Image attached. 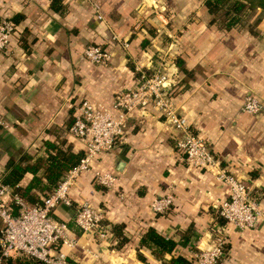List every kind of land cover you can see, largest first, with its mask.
Returning <instances> with one entry per match:
<instances>
[{
	"label": "crops",
	"instance_id": "crops-1",
	"mask_svg": "<svg viewBox=\"0 0 264 264\" xmlns=\"http://www.w3.org/2000/svg\"><path fill=\"white\" fill-rule=\"evenodd\" d=\"M157 3L161 13L155 9L152 14L151 5ZM167 7L176 10L168 17L163 14ZM260 10L249 13L248 22L241 18L226 27L217 18L211 21L206 6L197 0H64L63 12L54 11L50 0H0V18H16L14 32L0 50V170L10 156L39 151L42 141L54 139L55 132L74 151L83 150L81 139L67 130L74 105L87 98L110 107L118 90L135 85L136 65L151 69L160 53H168L175 107L206 140L221 167L244 181L264 208V111L240 110L248 92L264 103V11L254 23ZM145 37L149 42L142 46ZM92 43L110 49V59L88 61L83 50ZM175 56L183 59L192 77L186 78ZM179 136L151 104L128 114L125 138L96 155L91 169L79 175L69 188L72 204L60 203L54 209L57 219L69 221L77 202L89 201L108 224L102 238L82 232L73 220L67 222L74 244L62 249L70 261L167 264L139 246L140 234L152 226L176 241L174 253L192 258L222 233L221 264H264V219L240 229L220 216L228 185L216 179L213 165L187 166L177 145ZM96 169L111 171L114 184L98 183ZM29 177L26 173L21 184ZM166 191L174 195L170 208L154 213L151 201ZM116 225L122 226L125 237L119 244L111 230Z\"/></svg>",
	"mask_w": 264,
	"mask_h": 264
},
{
	"label": "built area",
	"instance_id": "built-area-1",
	"mask_svg": "<svg viewBox=\"0 0 264 264\" xmlns=\"http://www.w3.org/2000/svg\"><path fill=\"white\" fill-rule=\"evenodd\" d=\"M98 17H102L101 14ZM14 29L15 24L10 19L0 18V50L7 46ZM83 54L91 63L100 64L110 59L111 50L92 43L84 47ZM135 67L138 72L135 85L118 90L110 107L87 98L74 105L73 120L67 130L81 139L83 153L77 164L66 171L60 183L43 196L40 203L30 204L12 194L10 187L2 182L0 174V262L6 256L30 255L48 264H75L62 249L64 244L73 245L74 238L68 234L67 222L54 216V209L60 203L72 204L69 188L83 171L91 169L96 155L111 149L117 140L125 138L128 114L147 104L161 110L170 124L180 131L177 145L187 166L217 167L216 179L229 187L228 196L219 205L220 216L240 229L252 226L258 218L264 219V208L250 196L246 183L221 167L206 140L190 128L187 118L175 107L170 94L175 79L166 62H159L150 72L140 65ZM240 110L258 114L264 111V103L248 92L244 95ZM94 179L104 186H110L116 177L111 171L96 169ZM173 196L171 191L157 195L150 203L151 210L154 213L166 212ZM12 202L17 205L16 212L11 206ZM73 221L82 232L94 233L102 238L107 235L108 224L103 221L102 211L89 201L77 202ZM224 250L225 237L218 233L210 246L199 247L194 252L191 264H221Z\"/></svg>",
	"mask_w": 264,
	"mask_h": 264
},
{
	"label": "trees",
	"instance_id": "trees-1",
	"mask_svg": "<svg viewBox=\"0 0 264 264\" xmlns=\"http://www.w3.org/2000/svg\"><path fill=\"white\" fill-rule=\"evenodd\" d=\"M202 3L212 15L211 21L217 18L226 27H231L238 23L242 15L251 8L261 9L254 20V23H257L260 19L261 12L264 11V0H202ZM50 7L54 11L63 12L64 0H50ZM13 20L16 21V18L13 17ZM13 20L11 21L13 22ZM150 33L153 35L154 32L150 31ZM148 42L149 39L145 37L142 40V46H145ZM173 61L184 72L186 78L192 77L190 69L185 66L181 57L175 56ZM146 71L150 72L151 69H147ZM72 120L73 116L69 118L68 126ZM54 134V139H44L42 141L39 151H24L17 158L12 156L8 157L4 168L0 170L2 182L10 187L11 193L20 196L30 204L40 203L42 197L49 194L60 183L66 171L77 164L83 153V150L74 151L69 144L65 143L66 140L61 133L55 132ZM26 173H29L30 177L25 184H21V180ZM11 206L16 212L17 205L12 202ZM72 220L66 222L70 224ZM103 221L105 222L104 219ZM1 228L2 220L0 219V237L2 235ZM121 228V225L111 227V230L119 238L118 244L125 239L121 233ZM183 237V240L187 241L189 234ZM138 242L140 247L148 248L157 258L161 260L165 259L167 264L192 263L191 257H187L181 253H174L173 250L176 246V241L173 238L163 235L152 226L140 234ZM137 254L139 258L145 259L139 251ZM167 254H169V257H166ZM0 264L48 263L35 256L16 255L4 257Z\"/></svg>",
	"mask_w": 264,
	"mask_h": 264
},
{
	"label": "rangeland",
	"instance_id": "rangeland-1",
	"mask_svg": "<svg viewBox=\"0 0 264 264\" xmlns=\"http://www.w3.org/2000/svg\"><path fill=\"white\" fill-rule=\"evenodd\" d=\"M201 2L202 0H197V2ZM151 7H152V9L154 10L153 11V13L152 14H155V9H158V11L160 12V4H158L157 3V6L155 7L154 5H151ZM256 9H254V8H251V9H249V10H247L245 13H244V15L242 16V18H243V21H247L248 20V14L249 13H253L254 11H255ZM173 11H176L175 9H169L168 7L167 8H165L164 10H163V14H164V16H167L168 17V13L169 12H173ZM161 13V12H160ZM152 20V24H151V28H149L150 29V31H153L154 32V30L156 29V27H155V25L153 24L154 23V19H151ZM248 22V21H247ZM166 24L168 25H166L167 27H169V24H170V21L168 20L167 22H166ZM150 27V26H149ZM163 27V26H162ZM179 27H180V25H179ZM176 33V32H175ZM155 34V32L153 33V35ZM167 40H169V38L167 39ZM159 59H158V63L159 62H169V59H170V57H168V53L167 54H163V53H160V56L158 57Z\"/></svg>",
	"mask_w": 264,
	"mask_h": 264
}]
</instances>
